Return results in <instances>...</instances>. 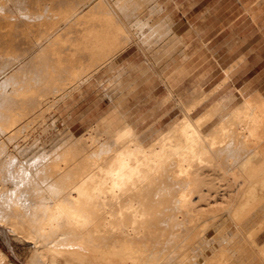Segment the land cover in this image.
<instances>
[{"label": "bare ground", "instance_id": "bare-ground-1", "mask_svg": "<svg viewBox=\"0 0 264 264\" xmlns=\"http://www.w3.org/2000/svg\"><path fill=\"white\" fill-rule=\"evenodd\" d=\"M7 1L0 0L5 13L0 25L9 36L6 64L12 68L26 55L13 49L14 31L21 36L35 32L42 47L30 65L15 68L0 84V90L13 86L0 97V131H14L12 140L47 95L80 87L123 50L131 25L118 16L113 0H82L86 11L79 8L81 0L72 1L55 12L16 0V15ZM114 2L122 13L138 7L136 0ZM162 21L149 28L169 34ZM137 24L141 29L147 22ZM176 39L174 44L181 41ZM28 43V50L35 46ZM206 92L187 102L178 99L183 115L164 129L141 130L138 121L131 123L116 110L102 117L88 137L69 135L68 143L51 149L54 154L42 149L37 166L34 159L25 166L7 155L0 166V225L33 243L39 264H164L176 256H181L180 263L174 259L179 264H262L264 242L257 239L264 232V97L259 91L245 96L204 130L225 108L217 100L193 117L210 95ZM6 149L1 141L0 156ZM7 258L0 246V264Z\"/></svg>", "mask_w": 264, "mask_h": 264}, {"label": "rangeland", "instance_id": "rangeland-1", "mask_svg": "<svg viewBox=\"0 0 264 264\" xmlns=\"http://www.w3.org/2000/svg\"><path fill=\"white\" fill-rule=\"evenodd\" d=\"M63 1L64 0H29L27 5L33 7V10H38L39 6L46 5V8L47 6L49 8L52 7L51 11L55 12L61 6H66L72 1L77 2L79 0H66L64 3ZM114 1L117 0H113V4L116 6L118 16L123 21H128L129 26L131 25L130 41L126 45L128 47L125 46L126 48L124 47L123 50L113 56L110 61L102 64L98 71L92 74L87 80L85 79V81L79 85L80 87L73 90L68 89V91H57L47 95L48 97L44 99L41 104L42 106L38 107L31 116L22 120L20 124L21 126L18 127H21V133L15 132L17 136L14 135L12 140L9 137H11V134L14 131L6 132L5 134L0 131V142H5L7 146L6 152L0 156V166L7 160V157H9L7 155L9 154L14 155V158H16L14 161L20 160L23 165L25 164V166H28V161H32L34 159L36 160L34 161V166H37V163L41 161V156L36 154L40 153L41 155L42 149H46L47 151L50 150L51 152H53L52 150L54 149L57 151L61 146L69 142V135H72L74 138L82 135H86L88 137L92 128L102 119V117L110 116L111 114H114L116 110L122 113L129 122L133 123L138 121L139 129L141 130H146L147 128H167L170 122L178 120L183 115L182 109L177 104L178 99L187 102L200 90L205 92L207 91L210 95L192 112L193 117L206 112L217 100L222 101L225 106V108L221 111L215 113L210 122L204 127V130H209L217 123L223 114L229 113L240 102V92H244L246 94L250 93L241 89L239 85H225V81L227 79L223 77V74L224 71L229 72L230 68L224 69L222 59L224 56L223 53L214 54L207 51L209 33V28L207 26L208 22L175 20L174 18L178 17L179 12L175 3L167 5V0H136L139 8L134 5L131 11L124 13H122V10L120 11V9L117 8ZM147 1H150V3H147ZM17 2L18 1L16 0L7 1L10 12L13 14L15 13V15L19 14ZM82 3H84V1L81 0L79 8L86 11L88 6ZM139 3H144V5L142 6V4ZM145 3L147 4L145 5ZM190 8H192L191 5L187 7L189 10ZM0 13L2 14L0 15V20L1 22H4L3 18L5 13ZM123 14H126L127 16L124 15L123 17ZM129 16H132L133 18H130ZM140 20L147 22V24H145L141 29L137 24ZM157 21H162L164 23L163 27H165V32L169 30H171V32L169 31V34H167V32L166 34H163V27H160L162 30L159 29L163 32L161 34L159 31L157 33V30H151L152 28L149 27H152ZM174 23L178 24V27H175V29L173 28ZM171 25H173V27ZM2 29L4 32H2ZM64 29L61 31H65ZM154 31H156L155 34ZM200 31L203 35L201 43L199 44L197 41H194V43L191 44V41L194 40V38H197ZM150 32L151 34H149ZM0 33V42L2 43H0V51L3 53L0 55V57L2 56L0 63L2 65L4 64L2 70L5 69V74L0 75V84H2L6 77L16 70L15 68L19 69L22 67L23 69L24 67H27L26 65L28 63L30 65V62L28 61H31L42 47L36 45L37 40L35 32L30 33L32 35L23 34V36H21V31H14L12 35H10V38L14 39L13 49H18L19 51V48H21L19 51L21 52L20 54L25 53L26 55L22 54L23 57L20 62L14 64L11 68L8 64H6L7 62L4 61L5 58L6 60L8 59L5 51L7 43L5 42H7L9 36L6 34V29L1 25ZM173 34L174 37L172 36ZM142 36H144L145 39L144 37L142 39ZM161 36H163V38ZM179 36L181 37V41L178 39L179 42L174 44L177 41L176 38ZM160 37L162 38L159 40L160 42L156 41L157 38L159 39ZM5 38L7 39L5 40ZM21 38L23 39L21 40ZM27 39H29L30 42L35 43V46L30 50L26 49L29 48L27 47L29 46V41ZM167 39H169V41H167ZM146 40L148 44H146ZM154 42H158V44L156 45ZM14 44H17L18 47ZM160 45H164V47ZM3 50L5 52H3ZM16 50L14 51L17 52ZM3 55L6 57L4 58ZM214 56L217 59L215 63L213 62ZM219 58H221V60H219ZM24 64L26 65L23 66ZM67 64L68 61L66 60V65ZM120 73L121 76L119 77ZM9 85L6 86L7 88L4 87L5 89L0 90L1 98L4 95L2 94L4 93L3 91H5V94L8 91L9 94L13 90V86ZM252 90L250 89L248 91ZM225 93H227L228 96L229 94H232V99H228V101L225 102L224 99L228 97L225 96ZM18 128H16L15 131ZM14 137L17 138L14 139ZM18 149L20 152L17 151ZM50 154H54V152ZM36 157H39L40 160L37 161L38 158ZM42 162L43 159L40 163ZM7 165L9 164L5 163L4 167H10L9 169H11L12 164L10 163V166ZM1 168L3 167H0V169ZM2 171L5 172L3 173L5 176L6 174L7 176L11 174L10 170L8 171L9 174L5 169H2ZM0 174H2L1 171ZM257 240L259 243L264 242L263 231L260 233ZM0 246L8 254L5 264H39L32 256L33 243L25 241L21 237H15L12 230L4 228L2 225H0ZM176 257H178L179 262L181 256ZM176 257L172 258L171 256L172 259H167L164 264H171L172 261L175 262L174 259L177 261ZM168 261H170V263ZM261 262L264 264V257L261 259ZM175 263L179 264L180 262ZM141 264L155 263L142 261Z\"/></svg>", "mask_w": 264, "mask_h": 264}, {"label": "crops", "instance_id": "crops-1", "mask_svg": "<svg viewBox=\"0 0 264 264\" xmlns=\"http://www.w3.org/2000/svg\"><path fill=\"white\" fill-rule=\"evenodd\" d=\"M166 3H175L179 12L175 20L208 22L207 51L223 53L224 69L230 68L223 74L227 79L225 85H239L250 92H240V102L255 91L264 97V0H167ZM202 36L200 31L191 44L194 41L200 44ZM213 59L215 63L216 57ZM228 99H232V94L224 101Z\"/></svg>", "mask_w": 264, "mask_h": 264}]
</instances>
